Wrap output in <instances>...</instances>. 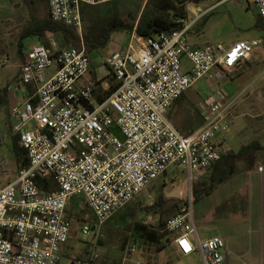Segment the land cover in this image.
<instances>
[{
    "label": "built area",
    "instance_id": "1",
    "mask_svg": "<svg viewBox=\"0 0 264 264\" xmlns=\"http://www.w3.org/2000/svg\"><path fill=\"white\" fill-rule=\"evenodd\" d=\"M113 1L48 0L49 14L82 38V5ZM249 1L264 21V0ZM190 26L149 38L134 30L105 59L119 86L103 101L96 100L91 85H78L92 63L83 41L80 47L55 51L35 44L26 52L12 88L18 92L33 84L36 91L13 104L10 115L29 164L11 176L0 160V264H60L71 233L65 213L76 198L93 212L98 236L106 222L162 175L186 172L184 183L192 186L222 159L234 101L226 96L203 101L204 123L190 134L175 126L169 110L200 80L222 78L262 41L195 47L188 39ZM184 58L191 63L188 71ZM7 63L0 60V67ZM91 230L84 222L81 236L87 238ZM164 230L174 236L181 254L199 251L203 264H229L225 240H202L189 206L170 217ZM99 258L94 248L80 264H101Z\"/></svg>",
    "mask_w": 264,
    "mask_h": 264
},
{
    "label": "rangeland",
    "instance_id": "2",
    "mask_svg": "<svg viewBox=\"0 0 264 264\" xmlns=\"http://www.w3.org/2000/svg\"><path fill=\"white\" fill-rule=\"evenodd\" d=\"M12 1L14 0H0V60L8 59V63L0 67V160L2 159L1 161L7 165L9 174L14 176L17 172V164L12 157L14 150L12 126L16 121L10 115V106L5 100V88L18 72L19 33L32 26L34 20L28 12V0H20L19 3ZM148 1L117 0L105 4L103 12L125 18L131 24H137L145 12ZM155 1L158 0L150 1L148 13L153 10ZM186 11L188 15L182 21L185 25H191L188 34L191 45L210 43L228 47L238 41L262 39V44L249 55V62L244 63L240 69L226 71L217 81L211 80V87H226L232 94L233 100L229 101H234L231 109L234 123L228 144L238 149L240 145L250 142L264 143V25L257 6L249 0H192L187 3ZM20 24L22 26L19 27ZM89 25L90 23H86V28ZM124 31L127 32L128 42L132 32L122 30ZM61 36L56 39L57 47L61 49L79 47L78 44L66 46ZM105 54L106 52L101 50L93 55L95 80L96 77H103L102 71L107 58ZM51 72L52 70H47L46 73ZM85 78L90 81V74ZM187 95L192 96V102L177 105L170 117L177 127L179 120L188 125L199 121L195 110L191 108L187 111L190 105L195 107L198 101L196 87L190 88ZM3 135L7 136V143L1 141ZM5 155L7 157H4ZM186 178V172L178 176L162 175L106 222L98 236L96 234L99 229H92L87 238L81 236L83 221L93 226L96 224L95 216L83 201L69 203L68 213L72 216L71 233L69 242L61 254L60 264H79L80 260L88 256L87 252L94 248L100 256L101 264L104 262L105 264H136L137 261L141 264H176L177 262L203 264L199 251L190 256L182 255L173 246L172 235L166 234L161 243H155L146 239L138 230V226L145 225L149 230L165 234L161 222H166L186 204L192 211L195 226L202 240L218 235L220 227L225 228L227 234L223 239L229 242V234H231V241L239 244L240 252L244 255L239 264H259V256L256 255H259L260 249L264 247V202L260 200L256 204V210L254 208L253 211L252 202L248 203L247 190H241L237 194V191L230 186L212 197L194 202L193 189L206 180H200L191 186L184 183ZM227 188L234 190V195L228 204H225ZM161 194L164 197L163 201L159 200ZM149 206L155 208L150 210ZM77 215L81 217H76ZM230 258V264H233V256L231 255Z\"/></svg>",
    "mask_w": 264,
    "mask_h": 264
},
{
    "label": "crops",
    "instance_id": "3",
    "mask_svg": "<svg viewBox=\"0 0 264 264\" xmlns=\"http://www.w3.org/2000/svg\"><path fill=\"white\" fill-rule=\"evenodd\" d=\"M19 1L20 0H14L12 2L19 3ZM28 1H29V5H28L29 6V10H28V8H27V10H28L30 16L32 15L31 18L34 20V24L32 26H28V28L25 31L19 33V37H18V41H17L18 42V51L20 53V59H19V64H18V72L16 73L13 81L10 84H8V86H7L8 89H7L6 96H5L6 102H7V104L10 107L13 104H16V103H18L20 101H23L26 97H28L29 95L33 94L34 91H36V87L33 84H29L27 86V88L23 89V91H18V92L14 91L13 88H12L15 79L17 78V76L20 73V66H21V63H22L23 54L26 55V52H28L31 49V47L33 45H35V44L44 45L48 49H50L52 51L61 49V48L57 47V41H56V39L59 38L60 34H54L53 32H50V31H44L43 32V37H40V35L34 33V30L36 28L35 26H37V25L39 26L41 23L45 22L50 17L48 0H28ZM18 6H19V4L17 5V7ZM26 23H27V20H26ZM18 26L20 27V26H22V24H20ZM126 38H127V32H125V31L124 32H122V31L121 32H118V31L114 32L112 34L111 40L108 43L107 47L102 49V51L106 52V54L109 55L111 52L116 50L119 46L125 44L127 42ZM256 40H262V39H256ZM193 46L198 47V46H202V45H197L196 44V45H193ZM67 48H69V47H67ZM183 62H184V70L188 71L189 68H190V65H191L190 61L187 58H184ZM246 62H249L248 58L243 60L235 68L229 69L227 71L228 72L229 71L232 72L233 70L240 69L242 67V65H244V63H246ZM94 63H95V61H94L93 56H92V63H91L90 70L88 72V74H90V77H91L90 81L87 80L84 77L79 82V84H78L79 86H82V85L96 86L98 81L105 80L104 78H106L109 75H111L109 70H108V68H107V66L104 64L105 68H103V71H102L103 77H101V78L99 77L100 79L96 77V80H95V78L93 76V71H95L94 70V68H95ZM212 81L208 80V79H202V80H200L199 82H197L193 86V87H196V92H197L196 96L198 97V99H197L198 101H197L195 107L190 105L191 107L189 109H187V111L190 110L191 108L193 110H195L196 114L199 117V121H197L196 123L193 122V123L188 125V124H183L179 120L178 121V127L176 125L175 126L181 132H183L184 134H190V133L194 132L200 126H202V124L204 123V117L200 113V106L202 105L203 101H205L207 99H210V98L219 97V96H221V97L226 96V98H228V100L232 99V94H231V92L229 90L226 89V87H224V88H219V86H212L211 87ZM100 88L102 89V94H103V92L110 90L109 81L108 80L107 81H103L101 83V85H100ZM187 92H185L184 95L180 98L181 100L178 99L172 105V107L169 110V117L172 116V113H174V110H175L177 105H181V104H183L185 102H188V101L192 102V96L191 95H187ZM95 98H96V100L99 101V99L96 96V94H95ZM231 134L232 133L230 132L227 135V139L225 141L226 153L223 156H227V154H230V153L237 154L241 150V148H243L244 146H247V145L252 143V142H250V143L242 144V145H240V148L238 147V149H234L230 144H228L229 137L231 136ZM1 141L2 142L4 141L5 143H7V136L3 135L2 138H1ZM257 142L260 143L261 146H264L263 142H260V141H257ZM12 153H13V155H12L13 160H16L15 151L13 150ZM4 157H7V155H5ZM236 162H237L236 163L237 164V168H236L235 173L233 175H231L224 183L219 185L213 191V193L210 196H208V197H212L213 195H216L218 192L220 193V190L225 189V187H229V186L231 188H234V190L237 191L236 192L237 194L240 193L241 190H247V194L246 195L248 196V203L252 202L253 211H254V208L256 210V207H257L256 204L260 200H262L264 202V149L258 150L256 152H253V150L246 151L245 155L240 156L236 160ZM214 166L215 165H213V167L210 168L207 171V173L202 177L201 181L202 180H206V182H207V181H209V179L211 177H213V175L217 171V168L215 169ZM260 167L263 168L262 171L259 170ZM8 172H9V169H8ZM166 175L175 176V171L174 170L169 171V172L166 173ZM234 190H230L229 188H227V191L225 190V198H224V203L225 204L226 203L228 204V202L231 199V197H233ZM73 201L80 202V199L76 198ZM128 205H126V206H128ZM259 209H261V207H259ZM122 210H120V211H122ZM249 210H250V208L248 209V212H249ZM117 214H115L114 216H116ZM65 216H66V218L69 221H70V218H72V216H70L69 213H68V207L66 209ZM76 217L80 218L81 215H77ZM83 222H86V221H83ZM95 225L96 224H94L92 226V229H94V230L96 229ZM224 229L225 228H221L220 227V229H218V232H217L218 235H213V236H210L209 238L214 237V236H219V237L223 238V236H225V234H227V232ZM231 236L232 235L229 234V242H227V241H225V242L227 244L228 249L231 252L230 256L231 255L233 256V264H239V262L241 261L240 259L244 255H243V253L240 252L241 249L239 248V244L237 242L231 241ZM68 242H69V240L62 246L61 254H62L65 246L68 244ZM172 244H173V246L175 248H177L179 250L178 246L176 245V243L174 241V236H173ZM179 252H180V250H179ZM87 253H89V252H87ZM254 256H255V254H254ZM256 256H259L258 257L259 258V264H264V247H262L260 249L259 255H256ZM86 258L87 257L85 256L84 259L80 260L78 263L80 264V262L85 261ZM137 262H140V261H137ZM230 262H231V258L229 257V264H230ZM104 264H105V262H104Z\"/></svg>",
    "mask_w": 264,
    "mask_h": 264
},
{
    "label": "trees",
    "instance_id": "4",
    "mask_svg": "<svg viewBox=\"0 0 264 264\" xmlns=\"http://www.w3.org/2000/svg\"><path fill=\"white\" fill-rule=\"evenodd\" d=\"M150 1L151 0L147 2L145 12L137 24H131L125 18L104 14L103 7H105V4H83L82 16L84 21V33L82 38L73 28L63 23L54 22L50 17L39 26H35L34 33L40 35V37H43L44 31L60 34L62 35V40L66 46L72 44H78V46H81V42L83 41L87 53L93 56V54L98 53L100 50L107 47L112 34L117 31L127 30L131 33L135 30L140 36L149 38L156 36L161 32H170L184 27V22L182 20L188 15L186 6L187 3L192 0H158L153 3V10L151 9L152 11L148 13ZM260 19L264 25V21L262 18ZM86 23H90L88 28H86ZM23 62H25V54L22 56V63ZM107 80L110 84V90L103 92V94L100 85L104 80L98 81L96 86H92L99 101L107 99L119 86L112 75L106 77L105 81ZM7 89L8 87L5 89V96ZM13 148L16 153L15 162L17 164V172L15 174H17L20 168L29 164V158L26 151L20 145L19 136L15 134L13 136ZM261 149H264V146H261L260 143L255 141L241 148L237 154L230 153L227 154V156H223L214 166L215 169L217 168V171L213 177L207 182L198 184L193 189L194 202L210 196L219 185L233 175L237 168L236 160L240 156L245 155L246 151L253 150V152H256ZM41 185L45 189L48 187V184H45L44 182H41ZM162 195L163 194L160 195V201H163L164 199ZM185 206L188 205L186 204ZM154 208L155 206H149L148 209L153 210ZM164 226L165 222L162 221L161 227ZM138 230L143 233L146 239L155 243H161L165 235L169 234L168 232L160 234L155 230H149L145 225L138 226Z\"/></svg>",
    "mask_w": 264,
    "mask_h": 264
},
{
    "label": "water",
    "instance_id": "5",
    "mask_svg": "<svg viewBox=\"0 0 264 264\" xmlns=\"http://www.w3.org/2000/svg\"><path fill=\"white\" fill-rule=\"evenodd\" d=\"M94 230V229H93Z\"/></svg>",
    "mask_w": 264,
    "mask_h": 264
}]
</instances>
